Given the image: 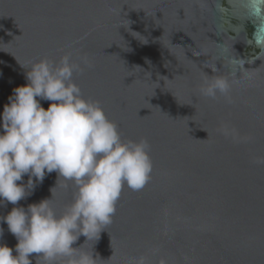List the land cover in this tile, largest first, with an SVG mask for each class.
Instances as JSON below:
<instances>
[{"label":"water","instance_id":"95a60500","mask_svg":"<svg viewBox=\"0 0 264 264\" xmlns=\"http://www.w3.org/2000/svg\"><path fill=\"white\" fill-rule=\"evenodd\" d=\"M69 53L91 61L73 76L83 97L124 142L146 139L152 164L99 240L73 247L96 264H264V0H0V124L31 65ZM218 76L229 98L205 97ZM76 191L53 172L0 216L44 199L60 216Z\"/></svg>","mask_w":264,"mask_h":264},{"label":"clouds","instance_id":"9594fccd","mask_svg":"<svg viewBox=\"0 0 264 264\" xmlns=\"http://www.w3.org/2000/svg\"><path fill=\"white\" fill-rule=\"evenodd\" d=\"M82 65L92 66L88 56L76 62L70 53L59 62L44 59L32 64L27 85L15 88L4 105L0 207L19 205L53 172L73 182L77 191L60 216L50 206L51 199L27 208L15 206L0 216V223H6L18 241L15 249L0 244V264H32L33 254L46 264H59L58 258L65 264H96L97 256L73 245L80 236L99 240L104 227L113 222L123 187L140 190L149 179L148 141L124 142L101 104L83 97L73 81L74 74L83 72ZM230 89L231 82L218 76L205 80L200 91L215 99L218 94L229 98ZM41 100L51 102L47 110ZM56 187L50 190L52 196ZM138 264H144L143 258Z\"/></svg>","mask_w":264,"mask_h":264}]
</instances>
